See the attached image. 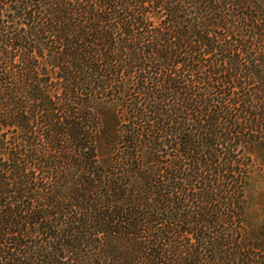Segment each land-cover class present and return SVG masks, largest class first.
Here are the masks:
<instances>
[{
    "label": "trees",
    "instance_id": "trees-1",
    "mask_svg": "<svg viewBox=\"0 0 264 264\" xmlns=\"http://www.w3.org/2000/svg\"><path fill=\"white\" fill-rule=\"evenodd\" d=\"M0 264H264V0H0Z\"/></svg>",
    "mask_w": 264,
    "mask_h": 264
}]
</instances>
